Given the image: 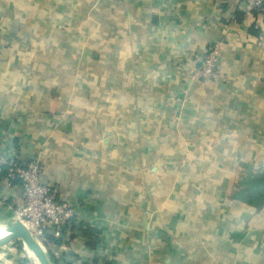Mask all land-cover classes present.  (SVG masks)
<instances>
[{
  "label": "crops",
  "instance_id": "crops-1",
  "mask_svg": "<svg viewBox=\"0 0 264 264\" xmlns=\"http://www.w3.org/2000/svg\"><path fill=\"white\" fill-rule=\"evenodd\" d=\"M216 41V77L191 79ZM3 140L75 209L54 264H264V201L233 188L264 173V7L0 0ZM32 253L12 241L0 264Z\"/></svg>",
  "mask_w": 264,
  "mask_h": 264
},
{
  "label": "built area",
  "instance_id": "built-area-1",
  "mask_svg": "<svg viewBox=\"0 0 264 264\" xmlns=\"http://www.w3.org/2000/svg\"><path fill=\"white\" fill-rule=\"evenodd\" d=\"M250 6L262 9L264 0H248ZM221 52V41L214 42L203 58L202 64L191 75V79H210L217 75ZM0 176L7 188L21 181L24 192L20 202L11 201L6 190H0V207L12 211L13 218L20 219L49 255L51 235L54 234L61 249H67L63 239V228L71 225L75 209L71 203L59 196V187L43 178L39 158L27 161L7 148L5 140L0 143ZM7 222H4L5 226Z\"/></svg>",
  "mask_w": 264,
  "mask_h": 264
},
{
  "label": "water",
  "instance_id": "water-1",
  "mask_svg": "<svg viewBox=\"0 0 264 264\" xmlns=\"http://www.w3.org/2000/svg\"><path fill=\"white\" fill-rule=\"evenodd\" d=\"M6 224L5 234L0 236V246L15 240H20L33 252L39 264H54L46 250L20 219L12 218Z\"/></svg>",
  "mask_w": 264,
  "mask_h": 264
},
{
  "label": "trees",
  "instance_id": "trees-1",
  "mask_svg": "<svg viewBox=\"0 0 264 264\" xmlns=\"http://www.w3.org/2000/svg\"><path fill=\"white\" fill-rule=\"evenodd\" d=\"M256 10H260V9H256ZM212 44L213 43H211L208 46L206 52L203 55V58L206 55V53L209 51ZM16 183H22V182L17 181ZM233 188H234L235 197L249 200L251 203H255V204L262 203L264 201V173L254 172L245 175V177L241 178L239 182H236L234 184ZM15 243L21 244V241L15 240Z\"/></svg>",
  "mask_w": 264,
  "mask_h": 264
},
{
  "label": "bare ground",
  "instance_id": "bare-ground-1",
  "mask_svg": "<svg viewBox=\"0 0 264 264\" xmlns=\"http://www.w3.org/2000/svg\"><path fill=\"white\" fill-rule=\"evenodd\" d=\"M5 225L3 227H1L0 225V236L4 235L5 234ZM37 261V260H36ZM38 262V261H37Z\"/></svg>",
  "mask_w": 264,
  "mask_h": 264
},
{
  "label": "rangeland",
  "instance_id": "rangeland-1",
  "mask_svg": "<svg viewBox=\"0 0 264 264\" xmlns=\"http://www.w3.org/2000/svg\"><path fill=\"white\" fill-rule=\"evenodd\" d=\"M244 182H245V181H244ZM243 184H244V183H243ZM1 218H3V217H1ZM4 222H6V221H3V220L0 219V225H1V227H3L4 224H2V223H4ZM32 254H33V253H32ZM32 256H33V255H32ZM33 257H34V256H33ZM33 259L35 260L36 258L34 257ZM35 261H36V260H35ZM36 262H37V261H36ZM37 263H38V262H37Z\"/></svg>",
  "mask_w": 264,
  "mask_h": 264
}]
</instances>
